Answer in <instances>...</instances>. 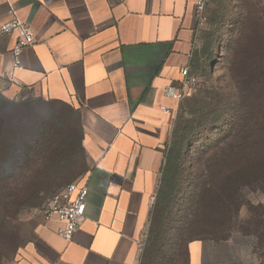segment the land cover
Here are the masks:
<instances>
[{"label": "crops", "instance_id": "crops-1", "mask_svg": "<svg viewBox=\"0 0 264 264\" xmlns=\"http://www.w3.org/2000/svg\"><path fill=\"white\" fill-rule=\"evenodd\" d=\"M196 3L0 0V25L17 17L35 39L15 68L16 32L0 37L2 95L45 117L28 123L46 134L30 173L82 171L69 183L88 188L72 239L58 235L57 217L40 220L13 264H140L181 101L164 90L180 89L181 70L191 67ZM229 243L238 264H264V226Z\"/></svg>", "mask_w": 264, "mask_h": 264}, {"label": "rangeland", "instance_id": "rangeland-1", "mask_svg": "<svg viewBox=\"0 0 264 264\" xmlns=\"http://www.w3.org/2000/svg\"><path fill=\"white\" fill-rule=\"evenodd\" d=\"M194 38L195 84L171 121L164 193L154 203L140 264H238V248L229 241L264 226V6L208 0ZM2 94L1 136L10 130L12 114L13 128L34 122L27 107L14 112ZM4 144L0 264H13L57 192L50 189L82 171L14 174L4 165L12 161Z\"/></svg>", "mask_w": 264, "mask_h": 264}, {"label": "built area", "instance_id": "built-area-1", "mask_svg": "<svg viewBox=\"0 0 264 264\" xmlns=\"http://www.w3.org/2000/svg\"><path fill=\"white\" fill-rule=\"evenodd\" d=\"M207 0H197L196 10L198 11L199 20L204 12V6ZM16 32V38L11 49L13 56V67H20V57L26 48L35 44L34 35L30 27L17 17L0 25V37ZM182 80L180 89H166L164 93L172 99L182 100L187 94L186 89L194 86L195 79L190 73L189 67L181 70ZM168 111V109H165ZM88 193L86 184L75 181L67 184L60 191L55 193L41 210L40 220L48 221L57 217L63 227L58 230V235L66 242L70 241L74 233L79 229L81 220L85 214V202Z\"/></svg>", "mask_w": 264, "mask_h": 264}, {"label": "trees", "instance_id": "trees-1", "mask_svg": "<svg viewBox=\"0 0 264 264\" xmlns=\"http://www.w3.org/2000/svg\"><path fill=\"white\" fill-rule=\"evenodd\" d=\"M9 103L12 106L14 112H15V106H18V107L22 106L24 108L25 107L28 108V106H25V105H27L26 103L21 104V105H19L17 103H13V102H9ZM44 119H45V117L43 115H40L39 118L38 117L34 118L33 123H37V121H39V120H40V122H42ZM7 120H8V118H7ZM11 122H12L11 128L9 127L10 130L7 131L4 134V136L0 135V141L1 142L5 141L4 145H9L10 148H9L8 155L9 156L11 155V157H12V161L11 162H4V165H8V166L10 165L11 169H12L11 172H13L14 174H16V173H30L31 165H35V164L40 163V161H37V160L40 157V153L43 150V148H42L43 143H44L43 137L46 134H45L44 130H39V132H43V134L38 133V135H36L34 130L31 131L29 129V126L24 127L22 125H19L18 128H16V127L13 128L14 123H15V115L14 114L11 115ZM29 122H32V121H29ZM41 163L44 164V160L41 161ZM8 166H5L6 168L4 169V172L7 170ZM40 172H42V171L40 170ZM161 177H162L161 184H160L159 189H158L157 194H156L155 203L157 202L159 195L161 193L162 194L164 193L162 191V184L166 180H165V177L163 175V170L161 173ZM64 187H62V188H64ZM62 188H60L58 191H60Z\"/></svg>", "mask_w": 264, "mask_h": 264}]
</instances>
